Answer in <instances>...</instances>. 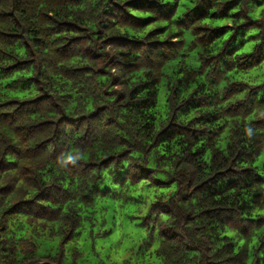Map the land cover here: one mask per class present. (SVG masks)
<instances>
[{
    "label": "clouds",
    "instance_id": "9594fccd",
    "mask_svg": "<svg viewBox=\"0 0 264 264\" xmlns=\"http://www.w3.org/2000/svg\"><path fill=\"white\" fill-rule=\"evenodd\" d=\"M0 264H264V0H0Z\"/></svg>",
    "mask_w": 264,
    "mask_h": 264
}]
</instances>
